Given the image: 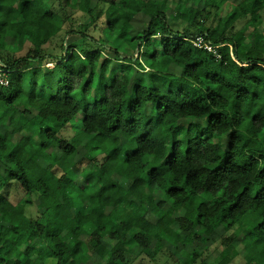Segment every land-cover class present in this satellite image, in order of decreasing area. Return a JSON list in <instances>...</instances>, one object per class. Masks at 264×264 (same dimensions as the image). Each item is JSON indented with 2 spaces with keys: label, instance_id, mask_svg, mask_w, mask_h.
<instances>
[{
  "label": "clouds",
  "instance_id": "1",
  "mask_svg": "<svg viewBox=\"0 0 264 264\" xmlns=\"http://www.w3.org/2000/svg\"><path fill=\"white\" fill-rule=\"evenodd\" d=\"M0 264H264V0H0Z\"/></svg>",
  "mask_w": 264,
  "mask_h": 264
}]
</instances>
